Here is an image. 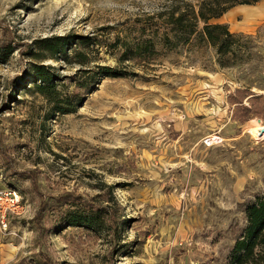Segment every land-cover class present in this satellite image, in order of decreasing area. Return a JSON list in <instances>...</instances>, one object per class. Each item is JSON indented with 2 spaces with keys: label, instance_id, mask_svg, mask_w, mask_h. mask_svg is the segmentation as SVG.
<instances>
[{
  "label": "rangeland",
  "instance_id": "374dc122",
  "mask_svg": "<svg viewBox=\"0 0 264 264\" xmlns=\"http://www.w3.org/2000/svg\"><path fill=\"white\" fill-rule=\"evenodd\" d=\"M202 1L0 0V191L23 206L0 228V264H229L246 205L264 192V110L236 123L228 97L251 90L261 111L264 25L245 34L223 23L237 36L226 56L203 23L188 44L162 47L168 13ZM140 35L160 55L122 60L123 43ZM73 36L103 43L94 72L123 76L98 75L75 114L57 115L34 91V68L71 97L86 68L34 57L47 56L37 50L44 39ZM107 207L99 233L62 223L75 209Z\"/></svg>",
  "mask_w": 264,
  "mask_h": 264
},
{
  "label": "trees",
  "instance_id": "16d2710c",
  "mask_svg": "<svg viewBox=\"0 0 264 264\" xmlns=\"http://www.w3.org/2000/svg\"><path fill=\"white\" fill-rule=\"evenodd\" d=\"M261 1L263 0H203L198 10L192 6L190 9L185 10L177 5L168 13L167 20L164 22L163 34L157 42L166 49L174 50L180 42L188 44L190 37L197 33L196 30L199 24L203 23L204 36L208 43L217 48L218 55L233 54L236 34H232L228 25L220 22L211 23V21H219L223 15L234 9V7L256 5ZM174 34H177V36L180 34V37H176V39L173 37L172 40ZM156 44L153 38L145 39L144 36L140 35L123 43L122 48L124 51L121 58L125 61L139 63L152 61L160 55ZM112 45L107 42L104 47ZM102 46L101 41L89 36H73L70 39L62 37L44 39L38 43L37 50L47 56H44V58L34 57L35 59L51 58L57 60L62 57L65 62L75 59L76 64L86 68L81 70L80 77H77V87L82 91L77 92L72 97L57 90L58 85L53 74L51 71H47L46 67L34 68L38 79L34 91L47 99L55 114H75L85 94H88L96 84L98 75H104L105 77L123 76L122 73L111 67H98L99 73L91 69L90 65L94 59L93 53H98ZM28 90L30 91V89ZM246 99H249L250 103L253 101L251 109L243 105ZM261 100H263L262 97L256 96L251 90H239L235 95L229 96V104L232 106L237 105L238 108L233 115L234 122H247L252 119V116L260 115L264 110V105L261 111L257 112L258 105L255 102ZM254 197V200L246 205L245 220H247V226L232 249L229 264H264V192L255 194ZM110 214L111 209L109 207L92 210L79 208L67 214L62 223L99 233L104 230L106 226L105 219Z\"/></svg>",
  "mask_w": 264,
  "mask_h": 264
},
{
  "label": "crops",
  "instance_id": "0c3cea01",
  "mask_svg": "<svg viewBox=\"0 0 264 264\" xmlns=\"http://www.w3.org/2000/svg\"><path fill=\"white\" fill-rule=\"evenodd\" d=\"M236 33H254L264 25V0L256 5L237 6L221 19Z\"/></svg>",
  "mask_w": 264,
  "mask_h": 264
},
{
  "label": "built area",
  "instance_id": "2783aa9c",
  "mask_svg": "<svg viewBox=\"0 0 264 264\" xmlns=\"http://www.w3.org/2000/svg\"><path fill=\"white\" fill-rule=\"evenodd\" d=\"M221 142L222 140L219 137L208 138L204 141V145L206 147L214 146L215 144H220ZM22 211L23 206L21 204L20 197L17 196V193L10 191L9 189H4V191H0V212L2 213V217L0 220L1 229H8V223L6 219L7 214L19 216L23 213Z\"/></svg>",
  "mask_w": 264,
  "mask_h": 264
},
{
  "label": "bare ground",
  "instance_id": "6f19581e",
  "mask_svg": "<svg viewBox=\"0 0 264 264\" xmlns=\"http://www.w3.org/2000/svg\"><path fill=\"white\" fill-rule=\"evenodd\" d=\"M257 124H258V123H257ZM256 130H258V132H260V133H261V132H264V126H261V125L258 124L257 127H256ZM253 134H254V133H253ZM255 138H256L257 140H263L261 136H258V137L255 136Z\"/></svg>",
  "mask_w": 264,
  "mask_h": 264
}]
</instances>
